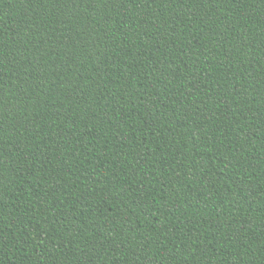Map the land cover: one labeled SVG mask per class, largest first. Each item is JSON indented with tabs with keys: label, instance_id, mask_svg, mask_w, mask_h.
Listing matches in <instances>:
<instances>
[{
	"label": "trees",
	"instance_id": "obj_1",
	"mask_svg": "<svg viewBox=\"0 0 264 264\" xmlns=\"http://www.w3.org/2000/svg\"><path fill=\"white\" fill-rule=\"evenodd\" d=\"M0 264H264V0H0Z\"/></svg>",
	"mask_w": 264,
	"mask_h": 264
}]
</instances>
